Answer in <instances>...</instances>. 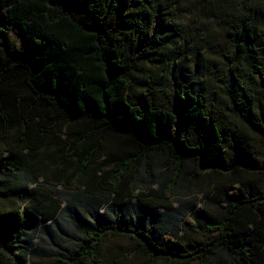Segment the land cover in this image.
Wrapping results in <instances>:
<instances>
[{
  "label": "trees",
  "instance_id": "1",
  "mask_svg": "<svg viewBox=\"0 0 264 264\" xmlns=\"http://www.w3.org/2000/svg\"><path fill=\"white\" fill-rule=\"evenodd\" d=\"M198 2L227 30L232 56L218 85L239 124L209 103L204 73L179 70L189 49L179 0H0V176L50 174L77 202L120 205L108 222L73 218L80 238L64 263L103 264L102 243L128 238L135 248L108 264H264V0ZM147 67L167 70L165 101ZM142 174L157 207L129 206ZM243 176L262 190L231 189L216 222L199 224L196 197L180 222L168 220L179 212L170 200L200 180ZM48 198L0 181V264H28ZM182 230L213 237L183 246Z\"/></svg>",
  "mask_w": 264,
  "mask_h": 264
},
{
  "label": "rangeland",
  "instance_id": "2",
  "mask_svg": "<svg viewBox=\"0 0 264 264\" xmlns=\"http://www.w3.org/2000/svg\"><path fill=\"white\" fill-rule=\"evenodd\" d=\"M179 1L181 10L177 23L181 25L182 30L186 33L187 45L189 46L188 55L186 56L187 64L185 67L181 65L179 70L182 68L181 70L188 73V75L195 73L201 75L204 73L207 77L205 87L207 88L206 93L209 103L225 117L223 122L229 121L239 124L237 116L228 105L225 92L218 85L220 84V78H227L226 57L230 58L232 56L225 25L221 21L205 16L203 7L198 0ZM262 11L264 13V9ZM257 18L261 20L260 23H263L260 16H257ZM260 27L264 28V23ZM147 69L148 74L153 79L151 85L157 90L155 92L157 99L165 101L172 94L167 70L160 72L149 67ZM138 91L139 89H136L134 94H137ZM226 125H229V123H226ZM10 135H15V132ZM241 135H249V139H252L250 137L252 134L248 132H244ZM250 143L254 144L253 139L250 140ZM1 148H4L2 143H0ZM53 167H55V164L50 165L51 169ZM155 172L163 174L167 170L158 164ZM49 175L48 177L42 176L38 180H35V174L30 171H24L16 177L10 175L0 176V181L14 184L16 181L22 180L28 183L29 189L49 195V198L43 202L52 213L51 219L42 220L43 227L40 235L33 240L35 252L29 259L28 264H67L63 261L74 250L80 238V233L73 223V218L77 215L89 225H95L113 220L120 208L119 204L106 203L98 207L94 204L77 202L72 198L74 191L67 189L64 185H57L56 181ZM183 177H186L185 173H183ZM143 180L144 175L142 174L134 187V195L129 206L141 203L145 206L151 204L157 207L158 203L153 202L152 197L148 195V189L143 185ZM151 188L154 191H160L158 184L153 185ZM233 188L238 189L244 196L255 195L262 190V182L260 178L251 176H243L238 183L234 184L227 179H219L217 177L200 180L196 185H193V195L170 200L172 207L178 208L179 212H171L168 220L174 223L180 222L183 212H188L192 208L196 197V203L198 204L195 209L198 210L199 224L203 227L205 224L216 222L225 211L221 205H229L233 201V198L228 194ZM159 211L162 212L163 208H160ZM212 237L213 234H194L190 231L182 230L178 236V242L183 246H189L199 244ZM135 246L136 243L128 238L104 241L101 245L103 264H108L112 260H123L124 253L135 248ZM144 261L143 258H135L125 264H143ZM158 264L165 263L159 262ZM190 264L198 263L192 262Z\"/></svg>",
  "mask_w": 264,
  "mask_h": 264
}]
</instances>
